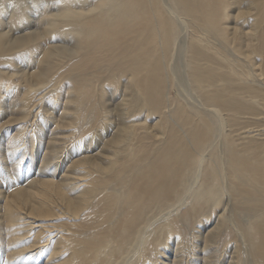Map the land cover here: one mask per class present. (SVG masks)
<instances>
[{"label":"bare ground","instance_id":"bare-ground-1","mask_svg":"<svg viewBox=\"0 0 264 264\" xmlns=\"http://www.w3.org/2000/svg\"><path fill=\"white\" fill-rule=\"evenodd\" d=\"M0 101V264H264V0H0Z\"/></svg>","mask_w":264,"mask_h":264},{"label":"rangeland","instance_id":"rangeland-1","mask_svg":"<svg viewBox=\"0 0 264 264\" xmlns=\"http://www.w3.org/2000/svg\"><path fill=\"white\" fill-rule=\"evenodd\" d=\"M2 104H3V101H0V106H2ZM0 110H2V107H0ZM12 113V112H11ZM12 116H14L13 114H12ZM12 128H13V130H11V131H14V129H15V126H11ZM4 134H5V132H1V137H3V139H4ZM0 137V138H1Z\"/></svg>","mask_w":264,"mask_h":264}]
</instances>
